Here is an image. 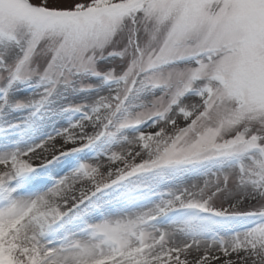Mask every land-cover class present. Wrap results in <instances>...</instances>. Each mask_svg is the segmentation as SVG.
Segmentation results:
<instances>
[{
    "label": "snow or ice",
    "instance_id": "obj_1",
    "mask_svg": "<svg viewBox=\"0 0 264 264\" xmlns=\"http://www.w3.org/2000/svg\"><path fill=\"white\" fill-rule=\"evenodd\" d=\"M18 110L80 116L28 146L6 131L27 121L0 124V264H264V0H0V116ZM106 138L104 164L30 191ZM205 164L87 217L98 193L155 195Z\"/></svg>",
    "mask_w": 264,
    "mask_h": 264
},
{
    "label": "rangeland",
    "instance_id": "obj_2",
    "mask_svg": "<svg viewBox=\"0 0 264 264\" xmlns=\"http://www.w3.org/2000/svg\"><path fill=\"white\" fill-rule=\"evenodd\" d=\"M36 90L33 87L26 86L21 84L17 88L18 95H28ZM84 94L71 92L66 93L65 96L70 101L80 102L81 97ZM63 101H61L62 103ZM29 110H18L12 111L4 116H0V124L5 122H11L12 120L27 121L22 123L19 128L13 129L11 127L7 128L6 131L11 133L16 140L21 141L25 146L39 143L44 139L48 134L53 133L56 129L60 127H66L71 120L78 119L80 113L78 112H46L41 113L31 118L28 117L27 113ZM78 131V130H77ZM93 130L90 128L89 132ZM130 132L131 130H127ZM3 136V131H0V138ZM112 141L109 139H103L92 146L83 148L80 151L71 152L68 155L61 156L58 160L53 161L52 163L37 168L36 171L41 173V183L42 185L34 186L30 189L32 190H44L47 187H50L57 178L67 174L73 169L77 168L82 162L89 163H101L104 164L105 160L101 156L100 161H95L94 158L106 151L111 146ZM75 145L68 143L67 147H73ZM48 166H54L55 170L52 173H45ZM209 167H214L212 164H205L199 166L195 169L185 171L180 175L169 174L166 178L153 177L148 183L152 185V191L155 195L143 192L129 191L123 186L113 187L106 190L105 192L98 193L96 197H93V200L96 202L97 206L91 207L87 213V217L90 220L99 219L104 215L114 214L122 209L129 208H139L150 206L155 202L159 194L165 191L168 188L177 187L181 184H190L193 182L202 183L203 177L199 178V175L203 173ZM102 171H106V168H102ZM45 173V174H44ZM81 207H84L83 205ZM177 214H172L175 216ZM167 218H165L166 220ZM165 222V221H162ZM252 222L251 219L245 220H236L232 221L231 224L233 227H245Z\"/></svg>",
    "mask_w": 264,
    "mask_h": 264
},
{
    "label": "bare ground",
    "instance_id": "obj_3",
    "mask_svg": "<svg viewBox=\"0 0 264 264\" xmlns=\"http://www.w3.org/2000/svg\"><path fill=\"white\" fill-rule=\"evenodd\" d=\"M56 143L59 145L60 143H62V140L60 138H57L56 139ZM34 162L37 163V164H39L40 163V159L39 158H34ZM54 170H55L54 166H48V168L46 169L45 173L48 172L50 174V173L54 172ZM41 181L42 180L40 179L39 180V183L36 186L42 185ZM32 191H35V190H32Z\"/></svg>",
    "mask_w": 264,
    "mask_h": 264
}]
</instances>
